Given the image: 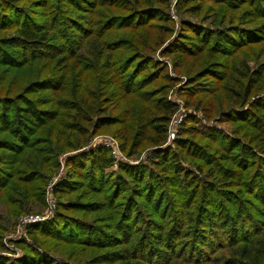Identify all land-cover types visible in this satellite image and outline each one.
<instances>
[{
    "label": "trees",
    "instance_id": "16d2710c",
    "mask_svg": "<svg viewBox=\"0 0 264 264\" xmlns=\"http://www.w3.org/2000/svg\"><path fill=\"white\" fill-rule=\"evenodd\" d=\"M172 1L0 0V264H264V0H177L179 29ZM159 51L228 132L189 117L164 147ZM103 132L154 151L113 171L110 149L81 151ZM67 153L55 216L2 256Z\"/></svg>",
    "mask_w": 264,
    "mask_h": 264
},
{
    "label": "rangeland",
    "instance_id": "374dc122",
    "mask_svg": "<svg viewBox=\"0 0 264 264\" xmlns=\"http://www.w3.org/2000/svg\"><path fill=\"white\" fill-rule=\"evenodd\" d=\"M176 1L177 0H173L171 7H170V15L173 18L175 24V28L179 29V27L181 26L182 23V19H180L181 17H179L176 13ZM183 18V17H182ZM190 21H197L196 18L190 17L189 19ZM160 51L157 53V59L162 60L166 63H168L169 65V74L170 77L177 82V84L175 86H173L170 90H168V101H170L171 103H173L176 107V112L172 115L171 120L173 119L174 115H177L176 119H179V117H182V115L184 116V118L182 117L181 122H178L176 124H171V120L168 126V136L167 137V141L164 147H172V149H175V144L177 142V139L179 137V133L182 129V126L184 124V122L189 118V117H195L198 118L199 120H201L203 123H205V125L210 126L212 128H217V129H221V127H223L225 129V131L228 132V126L227 125H221L217 126V124H215L214 121H208L204 115L203 112H201L200 110H195L194 107H187L186 102L183 98V96L181 95V89L184 87V85L187 83L188 79L187 76L185 75H179L175 70H173V67L171 65L172 61L164 58L162 56H159ZM243 58V57H241ZM250 64L252 66L255 65L254 62H250ZM172 132L175 134V139L170 138V136L172 135ZM111 139L113 141H115V143H117V145L120 147L121 149V143L119 141V139H117L112 133L109 132H103L99 135L93 136L89 139V142L87 143V146H84L81 148V151L87 150L89 148H95L98 146H94L95 143L97 141H104V140H108ZM169 143V145L167 144ZM100 147V146H99ZM122 151V149H121ZM154 149H145L140 155L130 158L128 157L123 151V155L127 158L128 163L129 162H133L134 165L140 164V163H144L147 164L148 162V158L152 155ZM69 154H73V153H69ZM67 154H64L63 156L60 157V163H61V168L59 170V172L55 173L53 175V177L50 179V181L48 182L45 192H44V206L40 207L37 206L35 211L33 213H27V214H22L18 217V219L16 220L15 224H14V228H12L9 232H7L4 236L3 239V243L4 246L6 248V250H3L1 252V255L10 259H21L24 256V252L22 251V249L19 247L18 243L21 241H27L30 242V233L32 231V227L34 225L37 224H41V223H45L50 221L56 214L57 209H58V203H59V199L58 196L55 192V189L57 187L58 183H61L63 180L66 179L67 176V165H66V159L65 156L67 157ZM119 168L115 169L113 166V171H118ZM53 183H55V185L53 186ZM53 187V189H52ZM55 203V207L54 204ZM52 208L51 209V206ZM51 214V215H50ZM27 217H41V218H45L43 219V221H39L36 223H31L29 225L24 226L26 229H22L21 224H22V220L24 218Z\"/></svg>",
    "mask_w": 264,
    "mask_h": 264
},
{
    "label": "built area",
    "instance_id": "2783aa9c",
    "mask_svg": "<svg viewBox=\"0 0 264 264\" xmlns=\"http://www.w3.org/2000/svg\"><path fill=\"white\" fill-rule=\"evenodd\" d=\"M182 117L184 118L183 115H182ZM182 117H179V119H176L177 115H174L173 119L171 120V124H176L178 122H181ZM170 138H171V140L175 139V134L173 132H172V135L170 136ZM167 144L169 145V143H167ZM94 146L105 147V148H108V149L111 150L112 157L114 159V165L113 166H114L115 169H117L119 167L121 162H128L127 158L123 155L120 147L117 145V143H115V141H113L111 139L104 140V141H97ZM54 185H55V183H53V186ZM52 189H53V187H52ZM53 205L55 207V203ZM50 206H51V209L54 208V207H52L51 204H50ZM45 218H41V217H34V218L27 217V218H24L22 220L21 227L23 229L24 226L27 227V225H29L31 223H36V222H39V221H43V219H45ZM24 229H26V228L24 227Z\"/></svg>",
    "mask_w": 264,
    "mask_h": 264
}]
</instances>
